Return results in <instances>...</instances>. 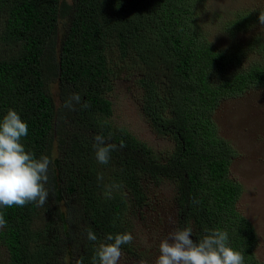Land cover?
I'll return each instance as SVG.
<instances>
[{
	"label": "trees",
	"instance_id": "1",
	"mask_svg": "<svg viewBox=\"0 0 264 264\" xmlns=\"http://www.w3.org/2000/svg\"><path fill=\"white\" fill-rule=\"evenodd\" d=\"M195 3L0 0V121L15 110L28 125L25 150L49 157L53 172L44 206L0 208L7 221L0 247L9 264H99L93 258L110 243L106 237L133 230L128 214L145 206L144 182L162 178L177 188L178 230L190 227L194 242L211 230L227 231L245 264H261L253 255L254 225L237 207L243 187L230 174L234 151L219 136L214 113L222 99L264 87V64L240 69V51L216 50L194 19ZM137 67L142 114L172 139L171 151H156L109 120L114 81ZM73 94L79 102L66 107ZM98 134L124 145L107 164L96 159ZM109 185L121 187L106 198ZM74 200L76 231L85 237L78 254L67 217ZM89 229L96 241L87 239ZM63 254L68 259L61 261Z\"/></svg>",
	"mask_w": 264,
	"mask_h": 264
},
{
	"label": "rangeland",
	"instance_id": "2",
	"mask_svg": "<svg viewBox=\"0 0 264 264\" xmlns=\"http://www.w3.org/2000/svg\"><path fill=\"white\" fill-rule=\"evenodd\" d=\"M195 5L194 19L205 40L216 50L227 54L240 51V69L254 63L264 64V26L259 24L264 0H196ZM249 16L255 18L248 21ZM245 22L249 23L247 28H238ZM140 69L137 67L131 75H122L114 81V88L107 96L113 104L109 120L115 126L129 130L154 150L171 151L174 147L172 139L152 129L142 114L140 99L143 91L136 83ZM53 91L56 94L55 87ZM214 122L219 136L234 151L230 174L243 187L237 207L254 225L257 240L253 255L264 264V87H252L239 96L222 99L214 113ZM48 174L46 188L53 179V172ZM144 187L147 201L143 208H134L128 214L134 239L130 252L121 249L119 264H140L141 260L144 264H156L161 241L179 227L175 183L162 178L156 182L145 181ZM79 208V203L74 200L67 216L76 254L85 242V237L76 231L81 224V220L76 219ZM50 212H53L52 206ZM63 259L68 257L63 254L61 261ZM0 264H9L5 247H0Z\"/></svg>",
	"mask_w": 264,
	"mask_h": 264
},
{
	"label": "clouds",
	"instance_id": "3",
	"mask_svg": "<svg viewBox=\"0 0 264 264\" xmlns=\"http://www.w3.org/2000/svg\"><path fill=\"white\" fill-rule=\"evenodd\" d=\"M259 24L264 26V11L259 14ZM72 100L79 102L78 94H73L65 106L71 108ZM28 136V125L15 110H9L0 121V208L24 207L34 203L42 207L48 202L49 190L45 185L49 181V167L52 163L49 157L36 159L32 153L25 150L23 138ZM94 149L98 163L107 164L110 153L124 147L123 143H109L103 135H95ZM102 180L103 177L98 176ZM120 185L106 186L105 197L111 198L112 188ZM195 202V201H194ZM7 226L3 213H0V229ZM190 227L177 230L161 241L156 264H245L244 255L229 246L227 231L214 229L203 239L194 242ZM87 239L96 241L97 236L90 229ZM110 243L99 247L94 261L99 264H119L122 256V246L133 242L131 233L108 235ZM140 264H144L141 260Z\"/></svg>",
	"mask_w": 264,
	"mask_h": 264
}]
</instances>
